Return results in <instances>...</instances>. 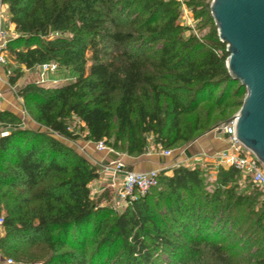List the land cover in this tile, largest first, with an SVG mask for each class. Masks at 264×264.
Masks as SVG:
<instances>
[{"label": "trees", "instance_id": "trees-1", "mask_svg": "<svg viewBox=\"0 0 264 264\" xmlns=\"http://www.w3.org/2000/svg\"><path fill=\"white\" fill-rule=\"evenodd\" d=\"M0 2L18 34L5 50L18 68L12 85L23 69L52 63L76 77L17 91L44 132L0 113L14 128L0 135L2 255L24 264V248L42 245L44 264H264V201L251 185L241 190L235 168L161 172L117 212L110 188L92 195L97 168L64 143L102 142L137 158L151 145L187 144L184 117L197 114L196 135L233 117L246 89L229 76L208 0L186 2L199 36L171 0Z\"/></svg>", "mask_w": 264, "mask_h": 264}, {"label": "water", "instance_id": "water-1", "mask_svg": "<svg viewBox=\"0 0 264 264\" xmlns=\"http://www.w3.org/2000/svg\"><path fill=\"white\" fill-rule=\"evenodd\" d=\"M210 14L229 76L247 91L239 112L211 132L236 121V139L264 166V0H212Z\"/></svg>", "mask_w": 264, "mask_h": 264}, {"label": "crops", "instance_id": "crops-1", "mask_svg": "<svg viewBox=\"0 0 264 264\" xmlns=\"http://www.w3.org/2000/svg\"><path fill=\"white\" fill-rule=\"evenodd\" d=\"M32 70H24L22 76L21 85L39 84L41 82L40 77ZM6 77V70H0V113L8 112L13 114L22 120V127L35 132L46 131L43 127L33 122L27 115L22 107L21 101H18L16 97L11 93V87ZM16 83L14 87H17ZM1 91H3L1 93ZM193 116V115H192ZM196 121V117H194ZM195 127V122H194ZM11 131L13 129H7ZM188 142L183 147L172 151L171 157L167 158L162 156L158 151L150 150L148 153L132 158L126 155L115 153L111 150L106 152H98L96 150V144L92 143H77L64 141V143L78 152L81 156L86 158L93 166H95L99 172L100 178L97 182L91 185L92 195L98 197L105 189L109 188L111 177L113 176L114 167L118 163H122L125 167V171L134 173H149L166 172L168 176L173 175V170L178 166L194 169L199 166L204 169L211 165L206 164V161L223 151L228 149L227 141L224 137L216 132H208L203 135H196L193 131L188 137ZM191 137H194L191 140ZM203 159L202 163H198ZM122 175H120L121 177ZM112 191V190H111Z\"/></svg>", "mask_w": 264, "mask_h": 264}, {"label": "built area", "instance_id": "built-area-1", "mask_svg": "<svg viewBox=\"0 0 264 264\" xmlns=\"http://www.w3.org/2000/svg\"><path fill=\"white\" fill-rule=\"evenodd\" d=\"M180 5L182 25L186 28L193 29L195 21L192 11L187 7V0H171ZM10 24V23H9ZM11 25V24H10ZM18 34L15 31V27L4 23L0 18V68L7 66L9 62V56L7 54L6 45L9 41L17 39ZM40 76L55 75L59 73V67L56 64H45L39 67ZM44 83V81H43ZM235 124L236 121L229 123L221 132V135L227 141L228 149L223 151L206 161V164L212 167L219 168H235L240 172L244 182L257 189L262 195V201H264V166L256 159V157L243 145H241L235 136ZM96 150L100 153L109 150L104 143L100 142L96 144ZM164 157H171L172 151H158ZM203 159L198 161L202 163ZM114 172L111 177L109 188L116 194V202L128 204L129 201L135 200L137 197L145 196L150 190L158 185L159 172L149 173H134L125 171V167L122 163L113 165ZM120 175H122L120 177ZM2 220H0V226ZM11 264V261H8Z\"/></svg>", "mask_w": 264, "mask_h": 264}, {"label": "rangeland", "instance_id": "rangeland-1", "mask_svg": "<svg viewBox=\"0 0 264 264\" xmlns=\"http://www.w3.org/2000/svg\"><path fill=\"white\" fill-rule=\"evenodd\" d=\"M208 1L211 4L212 0H208ZM0 18H2V20L4 21L6 26L8 25V28L11 27V25L9 24L8 8H7V6L1 4V2H0ZM193 18H194V16H193ZM194 21H195V26L193 27V29H190V28H188V29H190V31H192V33H197L199 36L200 35V30H199L200 23H199V21H196V19H194ZM180 23H181V21H180ZM181 25H182V23H181ZM1 69L6 70V77H7V80L9 81L8 83H10L9 85L11 87V93L16 97L17 91L20 88L25 86V85L20 84L21 80H22V76H21V78L16 82V83H18L17 87H14V88L12 87L14 85L11 84L10 77L13 76L12 73H14V71H17V69H18L17 66L14 65L9 58V62L7 63V66L6 67L3 66L0 68V70ZM34 73H36L40 77V80H41V82L37 85L61 86L67 82H70L71 80L75 81V78H76L75 75L70 72V70H60L59 73H57L55 75H45L44 77H42V76H40V69H39V67H37V68L32 69L31 74H34ZM22 75H24V73ZM43 81H44V83H43ZM2 92L3 91H1V93ZM246 94H247V91H246ZM246 94L244 93V95H246ZM16 99L18 101H21V99H19L17 97H16ZM21 103H22V101H21ZM22 107H23V103H22ZM238 112H239V110H238ZM192 115L183 118L182 131H183L184 135L185 136L187 135L188 137L194 131V122H195L194 117H196L197 114H192ZM10 128L14 129L13 127H10L6 124H1V122H0V135L3 134L7 129H10ZM22 128L26 129L25 127H22ZM39 132H41V131H39ZM193 138L194 137H191V140ZM149 141H150V143H153L152 138H149ZM81 142H83V141H77V142H75V144L81 143ZM150 148H151L150 150L152 151V150H154L155 147L153 145H151ZM210 172H212V174H211V176L209 175V180L213 181L215 171L213 170ZM240 185H241L240 186L241 190H244L245 187L249 184L247 182H244L242 179ZM93 197H94V195H93ZM114 204H115L114 209L117 212H122L126 206L125 204H123V203L119 204L118 202H115ZM3 236H4L3 229H2V226H0V238H2ZM24 252H25V255L27 253V259L23 260L24 264H44L47 257L49 256V252L42 245H35V246L27 245V248H24ZM16 260L17 259H14L13 257H10V256L7 257V256H4V254L2 255L0 253V264H8V261H11V264H14Z\"/></svg>", "mask_w": 264, "mask_h": 264}]
</instances>
